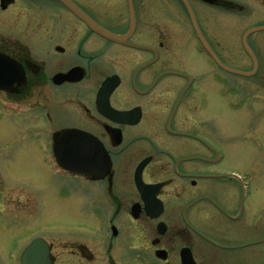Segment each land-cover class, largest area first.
Returning <instances> with one entry per match:
<instances>
[{
    "label": "flooded vegetation",
    "instance_id": "af4514ba",
    "mask_svg": "<svg viewBox=\"0 0 264 264\" xmlns=\"http://www.w3.org/2000/svg\"><path fill=\"white\" fill-rule=\"evenodd\" d=\"M71 1L121 40L94 32L60 0H0V123L23 126L18 140L39 179L35 189L32 177L0 162V231L18 221L15 205L4 212L12 188L27 194L31 225L47 215V175L54 173L88 212L85 225L105 233L100 245L50 242L39 230L30 241L48 243L51 264H96L99 246L107 260L97 264H264V161L250 160L249 171L223 165V145L236 152L264 127L229 126L206 98L208 60L227 71L204 43L228 66L226 15L242 16L244 5L187 0L189 11L184 0ZM254 1L264 11V0ZM262 67L258 59L253 77ZM72 130L70 143L87 148L74 153L82 160L68 155L64 162L55 148ZM98 147L110 170L96 179L89 171L99 163L90 157ZM5 173L21 181L9 183Z\"/></svg>",
    "mask_w": 264,
    "mask_h": 264
},
{
    "label": "rangeland",
    "instance_id": "374dc122",
    "mask_svg": "<svg viewBox=\"0 0 264 264\" xmlns=\"http://www.w3.org/2000/svg\"><path fill=\"white\" fill-rule=\"evenodd\" d=\"M239 2L244 5V10L241 12L243 15H234L236 13L226 15L227 38L224 59L229 67L245 71L251 67V60L242 48V35L248 28L262 22L264 11L258 7L254 0H239ZM258 9L262 13L257 14ZM248 41L257 54L259 61L263 63V70L261 71L263 72L264 30L252 34ZM208 62L212 74L209 83L211 89L207 92L206 98L213 102L211 108L217 111L216 114L220 109L221 116L226 119L229 126L264 127V118L254 115L257 118L254 117L253 119L251 116L253 112L264 113V74L260 73V76L257 77H246L222 71L215 67L211 61L208 60ZM221 102L222 107L220 106ZM6 122L11 123L8 120ZM14 123V126H2L0 123L1 168L6 166L15 169L17 177H23L24 175H26V178L32 177L36 189L39 186V179L35 178L38 175L34 173L35 177H33L31 168L38 169V167L35 163H32L28 151L23 150L24 146L20 145L18 140L17 130L23 126L17 124L19 121ZM245 141L242 145H239L240 147L236 152H232L229 146L223 145L226 155L224 166L237 168L239 171H249L252 166L250 160L259 159L264 161V128L259 129V132L254 136L252 135V137H248ZM33 152L35 154L32 156L35 158L36 155V158H38L39 152ZM22 172L24 174L21 175ZM5 174L10 178L9 183L20 180L17 178L12 180L11 174ZM59 179L54 173L47 175L49 184L47 193L44 194L48 201L47 215L39 220V223L35 221L32 225L30 220L33 206L28 202L27 194L22 193V189L19 187L14 191H12L14 188L6 191L4 195V212H8L10 215L11 204L15 205L12 211L18 221L13 224L12 228H9V231L4 229L0 231V264H12L10 256L11 258L12 256L19 258L22 249L39 230H45L43 236L50 242L79 241L85 244L96 242L102 244L105 227L98 226V224L96 228H93L91 224L89 226L85 225L86 221L91 223L88 212L78 207L77 196L63 190L64 185ZM27 187L30 189L29 186ZM120 217L122 218L123 215L119 216L122 224ZM114 243H120V241L116 240ZM121 251L123 252V249L118 245L116 255H120ZM59 252V249H55L56 254H59ZM92 252L96 256V264L97 259L100 261L107 260L104 257L103 247L93 248ZM113 259L120 260V262L117 261V264H127L126 258Z\"/></svg>",
    "mask_w": 264,
    "mask_h": 264
},
{
    "label": "water",
    "instance_id": "95a60500",
    "mask_svg": "<svg viewBox=\"0 0 264 264\" xmlns=\"http://www.w3.org/2000/svg\"><path fill=\"white\" fill-rule=\"evenodd\" d=\"M62 2H64L67 6H69L71 9H73L75 12H77L71 5L69 0H61ZM185 4L187 5L188 10L190 11V6L188 4L187 0H184ZM77 14L83 18L85 20V22L90 26V28L98 33H100L101 35L105 36L106 38L112 39V40H117L120 41L121 38L115 36L114 34L104 30L103 28H101L100 26H98L97 24L89 21L88 19L84 18L82 14H79L77 12ZM264 30V25H260V26H256V27H252L250 29H248L243 36V45L244 48L246 50V52L248 53V55L251 57L252 61H253V65L254 68L251 71H241V70H237V69H233L231 67H228L226 65H224L223 63H221L217 57L215 56V54L209 49V47L207 45L206 48L207 50L210 52V54L213 56V58H215L216 62L226 71L233 73V74H237V75H242V76H246V77H251L255 74L256 70H257V58L255 56V54L253 53V51L250 49L248 43H247V38L249 35H251L252 33L255 32H259V31H263ZM203 40V39H202ZM205 44V43H204ZM76 131H70L68 132L65 136H64V140L63 142L66 140V138L70 137L71 135H73ZM87 146L85 145H81V146H77V145H72L70 144V141L67 140L66 143L62 146V153L58 152V148H56V152H57V156L58 157H64V162L65 159L67 160H71L72 158L69 157L68 155H72L74 157H76L77 159H81L82 158L77 154L74 155V153L77 152L78 148H83L85 149ZM92 157L98 158L99 163L94 167V170L89 171V172H96V173H100L102 174V176L106 175V173H108L109 169H110V159L109 156L107 155L106 151L101 147L98 152H95V154H91ZM84 157H88L85 156ZM65 168H69V169H74L76 170L77 167H83V165H74V166H64ZM100 177V176H99ZM21 264H50L49 263V249L47 247V245L40 239L34 240L31 244H29L23 251L22 256H21Z\"/></svg>",
    "mask_w": 264,
    "mask_h": 264
},
{
    "label": "bare ground",
    "instance_id": "6f19581e",
    "mask_svg": "<svg viewBox=\"0 0 264 264\" xmlns=\"http://www.w3.org/2000/svg\"><path fill=\"white\" fill-rule=\"evenodd\" d=\"M4 120V118L2 119V121Z\"/></svg>",
    "mask_w": 264,
    "mask_h": 264
}]
</instances>
